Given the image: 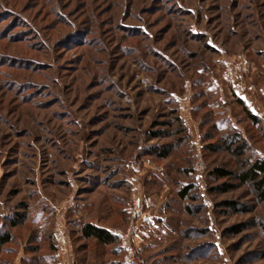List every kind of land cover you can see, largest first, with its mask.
Segmentation results:
<instances>
[{
    "label": "rangeland",
    "instance_id": "374dc122",
    "mask_svg": "<svg viewBox=\"0 0 264 264\" xmlns=\"http://www.w3.org/2000/svg\"><path fill=\"white\" fill-rule=\"evenodd\" d=\"M234 133L264 160V0H0V264L123 263L121 239L98 246L80 228L126 233L137 197L151 203L137 264H264V204L211 175L239 174L234 157L203 149Z\"/></svg>",
    "mask_w": 264,
    "mask_h": 264
},
{
    "label": "trees",
    "instance_id": "16d2710c",
    "mask_svg": "<svg viewBox=\"0 0 264 264\" xmlns=\"http://www.w3.org/2000/svg\"><path fill=\"white\" fill-rule=\"evenodd\" d=\"M243 99V98H242ZM236 103L242 108L244 114L246 115L247 120L254 126H257L260 121L256 116H254L244 105L241 99H236ZM175 123L178 125L177 134L185 133L186 129L184 124L179 117H175ZM168 133L161 132V133H151L150 138L156 139L159 137L166 138L168 137ZM173 135V134H172ZM181 139H184L183 137ZM213 136L206 138L204 141H212ZM178 141L175 145L177 147L182 145L183 140H176ZM175 146V147H176ZM204 151L214 155L220 152L227 153L228 155L234 157L237 160V166L241 172L235 175L232 171L226 169H214L211 172V175L214 176L218 180L224 179H237L240 185H247L249 184L253 192L255 194L256 201L260 204H264V160L255 159L252 160L248 154L249 146L247 142L241 138L240 135L237 134H224L222 135L218 143L216 144H208L207 146H203ZM172 148L165 146L161 149H154L153 151H149L151 155H156L161 159H166L170 155ZM192 187H184L179 193L178 196L181 199H186ZM235 189L234 185H221L219 188L220 192H230ZM232 212L238 213L239 208L237 204L232 203H224ZM23 219H14L12 222V226L16 227L22 223ZM241 231L240 227L235 229V233H239ZM80 234L82 239L84 240H93L96 245L108 247L111 245H115L119 237L112 234V230H106L103 228L96 227L90 223H85L80 228ZM12 241V236L9 232L5 234H0V247L10 243ZM56 250L55 243L53 244V251ZM118 250V248H117ZM118 253V251H117ZM114 253V255H118ZM112 264V263H110ZM113 264H124V262H115Z\"/></svg>",
    "mask_w": 264,
    "mask_h": 264
},
{
    "label": "built area",
    "instance_id": "2783aa9c",
    "mask_svg": "<svg viewBox=\"0 0 264 264\" xmlns=\"http://www.w3.org/2000/svg\"><path fill=\"white\" fill-rule=\"evenodd\" d=\"M240 65V64H239ZM239 68L235 67L234 70L229 65L225 67L224 75L227 79L231 80L234 75H236ZM233 94L242 99L244 97V89L241 86H232ZM133 206L130 207L129 214L132 217V221L129 225L128 231L122 233L118 230H112V234L119 237L124 243V264H137L135 260V248L132 246L131 240L139 234V220L144 214V209L150 206V200L142 197L134 198ZM55 246H56V259L63 258L64 254L67 252V241L66 235L62 228L56 227L53 232ZM63 260V259H62ZM64 264V262H62Z\"/></svg>",
    "mask_w": 264,
    "mask_h": 264
},
{
    "label": "crops",
    "instance_id": "0c3cea01",
    "mask_svg": "<svg viewBox=\"0 0 264 264\" xmlns=\"http://www.w3.org/2000/svg\"><path fill=\"white\" fill-rule=\"evenodd\" d=\"M243 102H244V105L248 108V110L250 112L252 111V109H255V110H257V108L259 109L258 106H255L252 103L251 99L246 94L244 95ZM251 113L255 115L257 112H251ZM184 121H185V123H187L185 119H184ZM90 224H92V225H94L96 227H99V228H103V229H106V230H110L109 228L103 227V226L98 225V224H95V223L94 224L93 223H90ZM141 241H142V238L139 239V242H141ZM137 246H138V244H137Z\"/></svg>",
    "mask_w": 264,
    "mask_h": 264
}]
</instances>
